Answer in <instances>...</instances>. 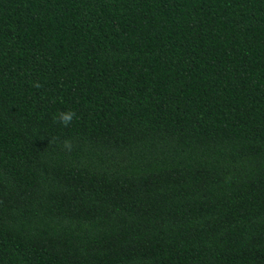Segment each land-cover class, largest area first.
Segmentation results:
<instances>
[{"label":"trees","instance_id":"16d2710c","mask_svg":"<svg viewBox=\"0 0 264 264\" xmlns=\"http://www.w3.org/2000/svg\"><path fill=\"white\" fill-rule=\"evenodd\" d=\"M0 264H264V0H0Z\"/></svg>","mask_w":264,"mask_h":264},{"label":"clouds","instance_id":"9594fccd","mask_svg":"<svg viewBox=\"0 0 264 264\" xmlns=\"http://www.w3.org/2000/svg\"><path fill=\"white\" fill-rule=\"evenodd\" d=\"M33 86L40 87V84L36 83ZM75 116H76L75 112L72 111L60 112L57 115L56 122L60 123L64 127H68L72 123ZM64 146L70 150L71 148L70 141H65Z\"/></svg>","mask_w":264,"mask_h":264}]
</instances>
